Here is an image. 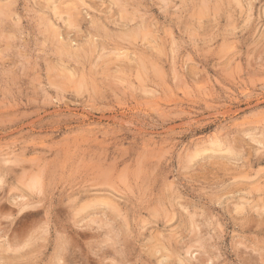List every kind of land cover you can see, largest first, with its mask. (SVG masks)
<instances>
[{
  "label": "rangeland",
  "instance_id": "374dc122",
  "mask_svg": "<svg viewBox=\"0 0 264 264\" xmlns=\"http://www.w3.org/2000/svg\"><path fill=\"white\" fill-rule=\"evenodd\" d=\"M0 264H264V0H0Z\"/></svg>",
  "mask_w": 264,
  "mask_h": 264
}]
</instances>
